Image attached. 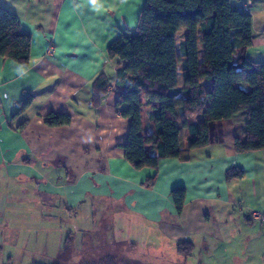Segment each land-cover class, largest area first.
Here are the masks:
<instances>
[{
	"label": "crops",
	"instance_id": "crops-1",
	"mask_svg": "<svg viewBox=\"0 0 264 264\" xmlns=\"http://www.w3.org/2000/svg\"><path fill=\"white\" fill-rule=\"evenodd\" d=\"M229 2L251 17L253 37L246 56L264 62V0ZM144 3L0 0L31 36L28 66L0 57L4 206L19 204L12 192L26 187L21 195L33 207L27 209V214L31 212L27 220L41 227L46 246L51 239L61 245L60 238L69 233L80 238L103 233L132 246L164 247L171 260L181 257L184 264L237 261L238 252L263 255L264 219L253 220L250 215L264 218V150H234V139L244 136V112L210 123V143L198 149L188 148L186 130L181 128L180 157L160 159L156 170H135L124 158L129 120L115 104L121 64L108 57L106 48L121 31L134 32ZM100 74L109 87L101 104L94 106L91 85ZM178 85L182 86L181 69ZM50 113L69 116V125L46 126L43 118ZM141 122L142 134H151V111L145 104ZM146 150L157 154L156 146L147 145ZM231 168L241 170L242 177L226 180ZM154 176L152 187L144 185ZM176 188L185 190L180 214L170 195ZM183 242L193 246L188 257L177 251ZM194 253L200 254L198 260Z\"/></svg>",
	"mask_w": 264,
	"mask_h": 264
},
{
	"label": "trees",
	"instance_id": "trees-1",
	"mask_svg": "<svg viewBox=\"0 0 264 264\" xmlns=\"http://www.w3.org/2000/svg\"><path fill=\"white\" fill-rule=\"evenodd\" d=\"M180 28L186 33L177 48ZM252 37L250 15L229 0H145L134 32L121 31L106 48L108 57L121 64L116 72L115 104L120 115L129 120L123 150L133 169L156 170L160 159L179 158L181 128L186 130L189 149L208 145L209 124L240 112L246 114L247 121L243 139H234L235 152L264 150V62L246 56ZM30 43V33L20 29L18 17L0 6V57L28 66ZM108 87L105 75L94 79V106L101 104ZM144 104L150 108L154 127L145 136L141 122ZM194 117L200 120L193 121ZM43 123L67 126L70 117L50 113ZM147 145L156 146L157 154H148ZM242 175L241 170L231 168L225 178L239 179ZM155 178L147 179L144 185L152 187ZM170 195L180 214L184 188L173 189ZM62 246L64 252L69 249L67 240ZM192 250L189 242L177 245L178 253L186 257Z\"/></svg>",
	"mask_w": 264,
	"mask_h": 264
},
{
	"label": "rangeland",
	"instance_id": "rangeland-1",
	"mask_svg": "<svg viewBox=\"0 0 264 264\" xmlns=\"http://www.w3.org/2000/svg\"><path fill=\"white\" fill-rule=\"evenodd\" d=\"M185 33V28L178 30L176 34L177 48ZM199 47L200 57H202V47L201 45ZM5 186V182H0V264H7L6 259L8 257L12 258L11 264H184L181 257H175L174 260H171L169 251L164 247L154 249L140 243L132 246L123 242V238H116L119 242H115L110 240V236L103 233L97 234L99 237L85 236L81 238L69 233L60 238L62 239L61 245H56L54 240L51 239L46 246V244H43L41 227H37V224L34 226L35 221L27 220V216L31 214V212L27 214V211H29L27 209L33 207L25 202L27 199H23L21 194L24 191L27 192L28 189L23 187L12 192V196L15 197V194H17V199L20 202L24 201L25 205L19 202L17 205L4 206V191L1 190H4ZM14 205L20 209L24 207L23 211L11 209ZM6 207L9 209L5 210ZM11 211H13V215L10 214ZM14 212L20 214L16 216ZM24 219L27 221H24ZM61 233L63 234V232ZM66 240L69 249L64 252L62 245ZM245 253L238 252L237 257L239 259L237 261L232 258L227 261L214 259L215 261L212 264H264V254L262 255L261 252L252 251L251 254H248L251 255L250 258ZM199 255L194 253L195 260L199 259ZM241 258H243V263H241ZM186 264L192 263L188 262ZM195 264L202 263L196 261Z\"/></svg>",
	"mask_w": 264,
	"mask_h": 264
},
{
	"label": "built area",
	"instance_id": "built-area-1",
	"mask_svg": "<svg viewBox=\"0 0 264 264\" xmlns=\"http://www.w3.org/2000/svg\"><path fill=\"white\" fill-rule=\"evenodd\" d=\"M250 217H251V219H253V220L264 219V218H261V215H260V214H257V213H251Z\"/></svg>",
	"mask_w": 264,
	"mask_h": 264
}]
</instances>
